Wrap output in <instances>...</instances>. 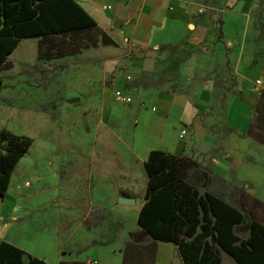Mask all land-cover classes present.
I'll use <instances>...</instances> for the list:
<instances>
[{
  "label": "rangeland",
  "instance_id": "374dc122",
  "mask_svg": "<svg viewBox=\"0 0 264 264\" xmlns=\"http://www.w3.org/2000/svg\"><path fill=\"white\" fill-rule=\"evenodd\" d=\"M208 1L215 8H225L231 0ZM213 7L206 13L205 21L219 25L221 19ZM252 14L258 28L257 50L264 57V0H253ZM30 39L24 41L8 67L0 71L4 85L0 132L8 129L34 140L32 151L29 150L13 171L8 191L14 199L3 207L0 224L13 225L9 233L13 239L17 233L22 236L24 228L64 242L71 237L70 248L65 250L79 260L86 255L82 259L85 264H155L161 242L151 239L137 222L140 204L146 202L145 187L121 188L105 202L97 203L91 196L93 163L107 160L116 152L113 134L116 123H104L100 98L90 104V89L113 88L116 76L123 73L120 70L106 78L100 74L91 77L88 68L108 58L109 45L103 44L106 39L97 29ZM204 39V34L195 40L188 36L178 43L147 51L143 72L123 75L133 88L144 87L143 82L148 80L150 87H162L169 92L199 93L210 84L212 105L201 121L215 146L223 148L230 138L226 117L236 92L237 77L227 44L207 45ZM41 42L43 59L40 58ZM63 53L68 55L60 57ZM74 71H80L78 79L83 81L76 83L77 92L71 94L73 85L68 80ZM74 98H80V103H68ZM48 103L55 104V108L43 109ZM191 159L193 165L184 173L185 179L201 192L222 190L219 184L209 182L212 174L209 167L194 157ZM123 160L125 166L138 171L134 160ZM81 164L84 165L78 169ZM112 170L119 171V168ZM123 196L136 199L137 204L120 205L119 199ZM251 219L246 214L245 223L237 228L244 238L249 236ZM95 245L101 246L100 261L89 255ZM221 256L223 264H236L225 252ZM180 264H185L183 259Z\"/></svg>",
  "mask_w": 264,
  "mask_h": 264
},
{
  "label": "crops",
  "instance_id": "0c3cea01",
  "mask_svg": "<svg viewBox=\"0 0 264 264\" xmlns=\"http://www.w3.org/2000/svg\"><path fill=\"white\" fill-rule=\"evenodd\" d=\"M76 1L96 20L97 27L114 41L108 46V58L88 68L91 77L100 74L106 78L120 70L123 72L116 76L113 88L99 86L89 90L92 95L90 104L97 103V98H100L98 102L104 123H116L113 131L116 152L107 160L103 159L92 166L93 201H109L110 196L114 197L118 194L117 190L124 187H145L146 193L149 179L145 173V162L153 151L163 150L179 158L194 157L209 167L212 173L209 182L219 184L222 190L209 189L203 192L209 191L238 209L247 204L249 197L264 203V144L250 133L260 104V94L264 91V57L257 50L258 28L252 14L253 0H231L225 8H215L208 0ZM212 7L221 19L219 25L205 21V15ZM202 34L207 45L220 47L227 44L237 77L236 92L226 117L230 138L223 148L215 146L201 121L212 105L213 90L210 84L199 93L169 92L162 87H150L152 84L146 85L145 81L144 87L133 88L123 75L143 72L147 51L178 43L188 36L194 40L200 39ZM25 40L32 41L30 38L23 39L9 56L10 63L22 49ZM79 72L74 71L68 80L73 85L71 94L77 92L75 89L83 81L82 78L78 79ZM257 80L261 81L260 85H257ZM115 90L131 93L133 103L118 102ZM184 130L187 133L182 137ZM123 157L134 160L138 171L125 166ZM83 165L78 166V169ZM113 167L119 168V171H113ZM115 182L120 184L116 186ZM10 194L7 191L1 212L5 205L13 201L14 196ZM143 204L145 202L138 209V219ZM0 225H5L0 226V241L15 245L33 258L47 264L84 263L82 259L86 255L79 260L74 258L72 252L65 250L70 248L71 237L64 242L57 237L43 236V233L24 228L22 236L17 233L13 239L9 237L13 225ZM161 243L155 264H180L183 258L177 245ZM101 252V246L95 245L89 255L100 261Z\"/></svg>",
  "mask_w": 264,
  "mask_h": 264
},
{
  "label": "trees",
  "instance_id": "16d2710c",
  "mask_svg": "<svg viewBox=\"0 0 264 264\" xmlns=\"http://www.w3.org/2000/svg\"><path fill=\"white\" fill-rule=\"evenodd\" d=\"M97 25L76 0H0V71L8 67L9 56L23 39L97 29L106 39L103 44H113ZM39 46L43 59V43ZM144 83L151 84L146 80ZM3 87L0 78V101ZM54 105L48 103L43 109H54ZM250 133L264 144V91ZM33 144L29 136L8 129L0 132V212L13 171ZM192 161L163 150L151 153L145 162L149 181L146 202L137 220L139 226L155 241L176 244L185 264H223L222 252L237 264H264V203L249 197L247 204L238 209L209 191L201 192L184 177ZM245 213L252 216L246 238L237 231L245 223ZM0 264L47 263L0 241Z\"/></svg>",
  "mask_w": 264,
  "mask_h": 264
},
{
  "label": "built area",
  "instance_id": "2783aa9c",
  "mask_svg": "<svg viewBox=\"0 0 264 264\" xmlns=\"http://www.w3.org/2000/svg\"><path fill=\"white\" fill-rule=\"evenodd\" d=\"M257 85H260L261 84V81L260 80H257ZM115 97H116V100L118 102H121V103H124V104H131L133 103V97L131 95V93L129 92H126V91H116L115 92ZM143 106H145V103L142 104ZM186 130H184L182 132V137H184L186 135Z\"/></svg>",
  "mask_w": 264,
  "mask_h": 264
},
{
  "label": "water",
  "instance_id": "95a60500",
  "mask_svg": "<svg viewBox=\"0 0 264 264\" xmlns=\"http://www.w3.org/2000/svg\"><path fill=\"white\" fill-rule=\"evenodd\" d=\"M81 99L80 98H74V99H71V100H68V103L70 104H78L80 103ZM119 202H120V205H134L136 204V200L134 199H130L129 197H121L119 199Z\"/></svg>",
  "mask_w": 264,
  "mask_h": 264
}]
</instances>
